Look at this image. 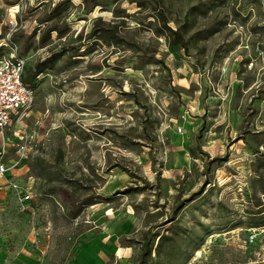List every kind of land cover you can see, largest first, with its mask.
I'll return each instance as SVG.
<instances>
[{
	"label": "rangeland",
	"instance_id": "obj_1",
	"mask_svg": "<svg viewBox=\"0 0 264 264\" xmlns=\"http://www.w3.org/2000/svg\"><path fill=\"white\" fill-rule=\"evenodd\" d=\"M263 20L259 0H0L35 74L0 264H264Z\"/></svg>",
	"mask_w": 264,
	"mask_h": 264
},
{
	"label": "built area",
	"instance_id": "obj_2",
	"mask_svg": "<svg viewBox=\"0 0 264 264\" xmlns=\"http://www.w3.org/2000/svg\"><path fill=\"white\" fill-rule=\"evenodd\" d=\"M259 4L264 13V0H259ZM7 48L8 51L4 52ZM257 50L264 66V39L258 42ZM252 58L250 65H253ZM26 65L27 56L19 53L18 46L12 44L8 36L0 38V189L7 182L4 157L10 150V137L21 132L24 117L34 106V90L25 79ZM259 101L255 114V127L257 130H262L264 129V96ZM16 152L21 157L27 158L30 155V148L21 143L17 145ZM32 197L33 192L26 191L22 198L23 203L31 202Z\"/></svg>",
	"mask_w": 264,
	"mask_h": 264
},
{
	"label": "crops",
	"instance_id": "obj_3",
	"mask_svg": "<svg viewBox=\"0 0 264 264\" xmlns=\"http://www.w3.org/2000/svg\"><path fill=\"white\" fill-rule=\"evenodd\" d=\"M100 243H99V246L98 248H118L116 243H113L112 241H108L106 242V240H102V238H100ZM99 260L103 262V256L102 255H99Z\"/></svg>",
	"mask_w": 264,
	"mask_h": 264
},
{
	"label": "trees",
	"instance_id": "obj_4",
	"mask_svg": "<svg viewBox=\"0 0 264 264\" xmlns=\"http://www.w3.org/2000/svg\"><path fill=\"white\" fill-rule=\"evenodd\" d=\"M34 75H35V74L33 73V71H31V72L25 77L26 82L29 83V84H32L33 81H34Z\"/></svg>",
	"mask_w": 264,
	"mask_h": 264
},
{
	"label": "bare ground",
	"instance_id": "obj_5",
	"mask_svg": "<svg viewBox=\"0 0 264 264\" xmlns=\"http://www.w3.org/2000/svg\"><path fill=\"white\" fill-rule=\"evenodd\" d=\"M197 253L200 254L201 253V250H197Z\"/></svg>",
	"mask_w": 264,
	"mask_h": 264
}]
</instances>
